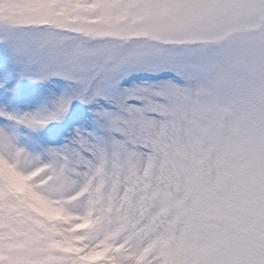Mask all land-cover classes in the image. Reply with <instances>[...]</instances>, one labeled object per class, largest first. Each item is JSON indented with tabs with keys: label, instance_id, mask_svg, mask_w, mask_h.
Wrapping results in <instances>:
<instances>
[{
	"label": "snow or ice",
	"instance_id": "snow-or-ice-1",
	"mask_svg": "<svg viewBox=\"0 0 264 264\" xmlns=\"http://www.w3.org/2000/svg\"><path fill=\"white\" fill-rule=\"evenodd\" d=\"M0 264H264V0H0Z\"/></svg>",
	"mask_w": 264,
	"mask_h": 264
},
{
	"label": "rangeland",
	"instance_id": "rangeland-1",
	"mask_svg": "<svg viewBox=\"0 0 264 264\" xmlns=\"http://www.w3.org/2000/svg\"><path fill=\"white\" fill-rule=\"evenodd\" d=\"M46 86H32L31 89L25 91L22 99L9 107L10 111L20 112H35L44 104L46 93L42 90ZM53 125H49L48 128L42 130L39 133V138L47 140L50 135V129Z\"/></svg>",
	"mask_w": 264,
	"mask_h": 264
}]
</instances>
